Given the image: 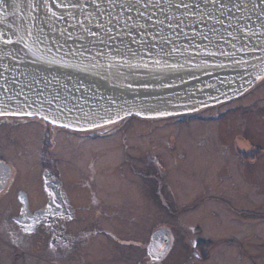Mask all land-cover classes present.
<instances>
[{
	"label": "water",
	"instance_id": "water-1",
	"mask_svg": "<svg viewBox=\"0 0 264 264\" xmlns=\"http://www.w3.org/2000/svg\"><path fill=\"white\" fill-rule=\"evenodd\" d=\"M262 25L261 0H0V115L86 129L231 100L264 76Z\"/></svg>",
	"mask_w": 264,
	"mask_h": 264
},
{
	"label": "rangeland",
	"instance_id": "rangeland-1",
	"mask_svg": "<svg viewBox=\"0 0 264 264\" xmlns=\"http://www.w3.org/2000/svg\"><path fill=\"white\" fill-rule=\"evenodd\" d=\"M187 118L184 114L162 120L129 119L113 130L111 137L94 142L70 141L63 136L65 157L70 159L66 166L81 169L86 165L89 170L80 181L91 179L96 173L97 183L107 187L110 194L104 200L110 207H103L100 214L95 210L88 213L89 206L83 204L87 212L80 207L82 215L98 214L100 226H97L111 230L117 239L108 238L104 232L87 239L80 246V255L86 260L78 262L73 257L61 264H149L143 245L149 242L154 230H162L164 226L172 230L171 249L161 261L151 264H264V153L258 151L260 157L253 164L238 154L247 147L244 136L264 147V80L242 98H233L221 107ZM122 135L130 147L128 158L145 155L151 166L153 152L167 158L173 191L171 195L166 187L162 188L166 200L155 192L149 202L152 204L146 205L148 196L130 181L144 179L143 176L129 179L127 165L123 166L127 170L125 176L118 171L126 157L121 147ZM171 135L172 141L177 140V147H172L169 165ZM42 137L43 129L35 123L19 127L0 125V140L7 147L2 150L24 169L25 176L37 173L38 164L33 156L31 161V155L35 152L33 146ZM62 144L58 152L63 151ZM76 147L79 156L71 159L67 150ZM38 180L32 178L29 186L38 187ZM81 190L77 195L85 194ZM34 197L43 198L39 191ZM125 198L129 199L127 203L122 201ZM38 201L34 202L35 208ZM0 204L3 210V202ZM87 220L81 217L70 224L69 230H93ZM45 246L42 237H31L25 249L30 252L29 257L18 258L15 264H50ZM0 262L14 264L12 252H0Z\"/></svg>",
	"mask_w": 264,
	"mask_h": 264
},
{
	"label": "flooded vegetation",
	"instance_id": "flooded-vegetation-1",
	"mask_svg": "<svg viewBox=\"0 0 264 264\" xmlns=\"http://www.w3.org/2000/svg\"><path fill=\"white\" fill-rule=\"evenodd\" d=\"M263 80L264 76L261 77L252 88L239 97L242 98L246 93L259 87L260 82ZM226 102L227 101L209 105L195 112L182 113L174 116L183 117L185 114L188 117L187 119H190L193 116L208 111V109L221 107V105ZM174 116L170 115L165 117L147 118L126 116L95 127L77 129L52 123L33 115H0V125L2 126L19 127L21 125L35 123L40 125L43 129V137L41 140H37V146H33L35 152L31 155V161H33V156L38 164L37 173H35L34 176L33 173H29L25 176L26 174L23 172L24 169L15 163L14 160L10 159V154L8 152L2 150L7 147L0 140V203L3 202L4 208L3 213V210H1L0 207V245H2L0 252H12V261L15 264L18 262V258L29 257L30 252L25 251V249L28 247L31 237L40 236L45 239L46 246L44 249L48 263L61 264V261H70L69 259H73V257H75L78 262L86 260L80 255L81 244L86 242L87 239L96 238L97 235H101L103 232L108 238L116 241L117 237L111 230L99 228L97 226H100V223L97 220L99 216L98 214L103 211V207H110V204L105 202L110 195L109 191H107V187L102 188L100 183H97V178L95 177L96 169L94 168V165V177L91 179L90 177L85 178L83 181H80L81 177L86 176L85 173L88 172L89 168L86 165L81 167V169H73L70 166H66V163H69L70 159L65 157V149L67 148L62 144V139L66 138L70 141L76 142H94L97 139H107L111 137L112 131L118 130L119 127L129 121V119L162 120ZM242 138L248 143L246 149L238 151V154L242 159L248 160L253 164L256 161L255 158L257 156L260 157L258 153H264V147H262L261 144L251 143L247 136ZM10 139L15 141L14 137H11ZM121 142L122 152L126 157L124 162H121L120 160L121 163L117 169L125 176L127 170L125 169L126 167L123 168V166H129V168L127 167L129 169L128 174L131 175L128 177L129 179H131L132 176L139 178H142L141 176H143L144 179H138L137 181L133 179L130 181L133 182L132 184L137 183L139 191L148 196V198H146V205L152 204L149 202L156 193L160 198L166 200L162 196V188L166 187L169 194L172 195V172L166 165L168 162L167 158L161 154L153 152L152 157L154 158V163L151 166V163L145 161V155L139 156V159L138 155L128 158L127 155H130L128 149L130 147L128 146V140L125 139V135L121 136ZM169 142V165H172V147H177V140L173 139L172 141L171 135ZM60 144L63 146L62 152L57 151L58 147L61 146ZM12 149L13 148H11V154L13 153ZM67 152L68 155H71V159L75 158L76 154L79 156L78 147L72 149L69 148ZM92 161V163L95 164V160ZM143 165H145L146 168H144ZM34 177L39 179V183L38 187L32 189L29 184L31 183L30 180ZM81 188V191H84L85 194L77 195V191ZM37 191L41 193L43 197L42 199H36L34 197V193ZM36 200H39V205L36 206L37 208L34 207V202ZM128 200L129 199L126 198L122 199L124 203H127L126 201ZM169 201L172 203V199H169ZM83 204L89 206L90 209L88 210V213L95 210L98 214L82 215L81 212L83 209L86 211V207H82ZM80 207L83 208L82 211ZM83 216L85 220L88 219L87 221L92 223L94 229L88 232L70 231V224L79 221ZM84 228L85 227L82 229ZM157 229L152 232L149 242L143 245L146 247L149 264L161 261L170 251L172 246V230L164 226L162 229L168 234L167 238L169 239V244L163 252L159 251L161 252L159 255L158 252L154 253V247L152 248L153 236L157 231L161 230Z\"/></svg>",
	"mask_w": 264,
	"mask_h": 264
},
{
	"label": "snow or ice",
	"instance_id": "snow-or-ice-1",
	"mask_svg": "<svg viewBox=\"0 0 264 264\" xmlns=\"http://www.w3.org/2000/svg\"><path fill=\"white\" fill-rule=\"evenodd\" d=\"M135 2L138 4V3H140V0H135ZM261 2L262 3H264V0H261ZM130 7H132L133 5H129ZM178 7L180 6V5H177ZM184 7H188V5H183ZM234 8H236L237 10H239L240 9V7H241V5L239 4V3H233V5H232ZM257 5H255V4H253V8H255ZM73 7H75V5H73ZM221 7L223 8V7H226V5H224V4H221ZM53 15H55V13H53ZM262 26H264V25H262ZM29 115H31V113H28Z\"/></svg>",
	"mask_w": 264,
	"mask_h": 264
},
{
	"label": "trees",
	"instance_id": "trees-1",
	"mask_svg": "<svg viewBox=\"0 0 264 264\" xmlns=\"http://www.w3.org/2000/svg\"><path fill=\"white\" fill-rule=\"evenodd\" d=\"M206 243H207V244H211L212 242H211V241H207Z\"/></svg>",
	"mask_w": 264,
	"mask_h": 264
}]
</instances>
